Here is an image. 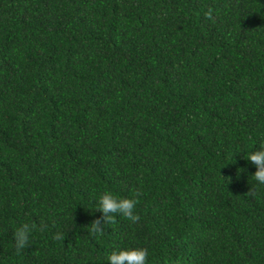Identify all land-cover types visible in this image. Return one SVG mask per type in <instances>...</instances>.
Wrapping results in <instances>:
<instances>
[{
    "label": "trees",
    "instance_id": "16d2710c",
    "mask_svg": "<svg viewBox=\"0 0 264 264\" xmlns=\"http://www.w3.org/2000/svg\"><path fill=\"white\" fill-rule=\"evenodd\" d=\"M262 142L264 0H0V264H264Z\"/></svg>",
    "mask_w": 264,
    "mask_h": 264
},
{
    "label": "clouds",
    "instance_id": "9594fccd",
    "mask_svg": "<svg viewBox=\"0 0 264 264\" xmlns=\"http://www.w3.org/2000/svg\"><path fill=\"white\" fill-rule=\"evenodd\" d=\"M207 19H213V9L208 8L205 13ZM252 164L255 165L256 171L252 175L254 179L260 184H264V142L260 143L259 147L246 154L245 157ZM251 191V190H250ZM250 191L248 193H250ZM138 195V194H137ZM138 203L137 199L128 197H118L111 191H104L98 200L97 211L102 215L91 223L92 235H103L106 224H114L116 222L115 215L119 214L123 217L135 222H138L140 217L135 214V208ZM46 227L41 223L40 228ZM37 228L35 223H23L14 231V242L17 252L23 249L29 242L30 234ZM53 239H65L60 233L54 235ZM108 264H147L148 250L143 247L136 248H121L113 250L107 257Z\"/></svg>",
    "mask_w": 264,
    "mask_h": 264
}]
</instances>
